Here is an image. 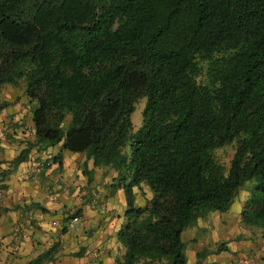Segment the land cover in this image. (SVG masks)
<instances>
[{
    "label": "trees",
    "instance_id": "1",
    "mask_svg": "<svg viewBox=\"0 0 264 264\" xmlns=\"http://www.w3.org/2000/svg\"><path fill=\"white\" fill-rule=\"evenodd\" d=\"M5 85L33 104L30 147L61 145L118 173L116 264H189L182 232L226 213L251 180L240 219L264 229V0H0ZM226 146L227 170L214 156ZM142 185L151 199L136 207Z\"/></svg>",
    "mask_w": 264,
    "mask_h": 264
},
{
    "label": "crops",
    "instance_id": "2",
    "mask_svg": "<svg viewBox=\"0 0 264 264\" xmlns=\"http://www.w3.org/2000/svg\"><path fill=\"white\" fill-rule=\"evenodd\" d=\"M32 108L23 87L0 89V128H9L0 137V264H27L52 248V260L43 264H116L125 251L117 232L126 209L123 189L115 186L118 173L94 167L82 153L61 151V145L30 147ZM46 149L57 162L28 177ZM94 195L98 204L92 208ZM73 214L74 228L63 232ZM254 240L228 246L227 264H264V235Z\"/></svg>",
    "mask_w": 264,
    "mask_h": 264
},
{
    "label": "rangeland",
    "instance_id": "3",
    "mask_svg": "<svg viewBox=\"0 0 264 264\" xmlns=\"http://www.w3.org/2000/svg\"><path fill=\"white\" fill-rule=\"evenodd\" d=\"M145 99H141L135 105V110L131 115V122L134 132L140 127L142 120V111L145 105ZM68 119L64 127L68 125ZM128 152V148L125 150ZM234 154V146H226L215 151L216 161L227 170L230 166ZM254 181L246 182L234 199L230 209L226 213L213 216L209 221L199 225L187 227L181 234L182 241L186 244L185 256L187 262L192 264L197 253L206 249L207 257L202 264H227L230 263L229 247L233 244H240L242 241H255L264 235V230L246 227L242 224L240 213L246 199H248L250 190L254 186ZM134 205L141 207L151 199V192L144 185L139 190H135ZM253 239V240H252ZM221 244H225L228 251H220ZM229 246V247H228ZM227 255L229 257H227Z\"/></svg>",
    "mask_w": 264,
    "mask_h": 264
},
{
    "label": "built area",
    "instance_id": "4",
    "mask_svg": "<svg viewBox=\"0 0 264 264\" xmlns=\"http://www.w3.org/2000/svg\"><path fill=\"white\" fill-rule=\"evenodd\" d=\"M12 121V120H11ZM9 131V128L8 126L6 125H3L1 126L0 128V137H4L6 135V133H8ZM26 133L29 135V136H32L33 135V131L32 130H26ZM42 156H43V159L41 161H39L35 167L33 168V170L31 172H29L28 174V177H31V178H35L36 176H38L40 173H42L43 171L49 169L50 167H52V165L54 164L53 162V153L50 149H46L42 152ZM97 197H94L92 198L91 200V207H96L97 206V200H96ZM76 221V218L72 219V220H69L67 223H66V229H73L74 228V222ZM52 226H55L57 227L58 224L56 223H52Z\"/></svg>",
    "mask_w": 264,
    "mask_h": 264
}]
</instances>
